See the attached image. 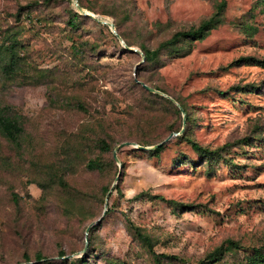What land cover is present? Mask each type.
Instances as JSON below:
<instances>
[{"label": "rangeland", "instance_id": "rangeland-1", "mask_svg": "<svg viewBox=\"0 0 264 264\" xmlns=\"http://www.w3.org/2000/svg\"><path fill=\"white\" fill-rule=\"evenodd\" d=\"M81 1L140 48L197 25L219 0ZM70 8L76 9L72 0H0V35L10 29L26 44L30 67L49 72L44 83L28 74L5 81L0 76V101L23 115L27 131L20 153L0 139V264H31L36 252L52 264L81 255L85 228L102 212L103 185L112 186L111 208L93 231L86 264H155L127 231L125 214L151 236L155 251L173 255L165 264H201L219 245L223 253L210 264H250L247 256L264 252V67L229 63L242 55L264 57V0H226L222 21L186 43L188 50L165 52L157 64L140 62L139 79L183 102L188 122L185 111L135 82L139 52L123 51L110 27L92 17L70 28ZM234 84L258 88L240 92ZM50 91L58 101L49 100ZM184 127L185 136L209 148L244 136L262 139L231 145V161L207 171L181 134ZM172 132L177 134L156 154L129 143L103 171L84 166L97 154L110 160L121 141H159ZM99 137L113 144L111 151L99 152ZM59 171L64 185L49 180ZM141 190L193 206L174 212L159 197H134Z\"/></svg>", "mask_w": 264, "mask_h": 264}, {"label": "trees", "instance_id": "trees-1", "mask_svg": "<svg viewBox=\"0 0 264 264\" xmlns=\"http://www.w3.org/2000/svg\"><path fill=\"white\" fill-rule=\"evenodd\" d=\"M78 2L80 3L81 6L87 7L88 9L97 12V10H95L90 3L85 4L81 0H78ZM225 6H226V0L217 1L214 6L213 12L208 17H205L202 20H200L197 25H191L188 28L177 29L169 37L160 40L153 47H149L143 43H140L139 47L141 48V50L144 52V55H145L143 62H146L149 64H157L160 62L163 53L172 52V51L173 52L182 51L186 48L185 47L186 43H189L196 39L203 38L205 35L209 33V31L212 28L216 27L222 21ZM101 13H105V12L102 11ZM90 18H91L90 16L82 14L74 8H70L68 10L66 23L69 25L70 28L75 29L79 26L80 23H82L83 20L90 19ZM96 23L109 29L106 23H102L99 21H97ZM247 24L245 25L246 28H252L251 25H247ZM115 27H116L117 32L123 37L126 43L129 45H132L133 43L130 42L120 31L117 23H115ZM113 36L115 37L116 35H113ZM72 44L74 45L76 44L75 46L76 50L79 49V47L77 46L79 44V41L78 42L73 41ZM122 49L123 51H129L125 47H122ZM185 50H188V48ZM26 57H27L26 44L22 40H20L13 32H11L10 29H4L0 35V76L2 77V79L4 81L13 80L17 77H25L28 74V76H30L32 82L34 83L46 82V77L49 74L47 69L40 68L35 65L33 67H30L31 65H29V62ZM233 63H254V64H258L264 67V57H255L252 55H242V56L235 58L233 61H231L229 65H232ZM139 66H140V63L135 68L134 80L138 85H140L141 89L149 95L160 98L166 101L167 103L172 104L175 110L178 113H180L181 110L179 106L176 103L175 104L177 106H175L173 104L174 102L170 98L163 96L159 93L149 91L139 82V81H143L147 83L145 80L139 79L137 75ZM151 86L161 89L162 91H166L165 89L159 86H156V85H151ZM247 86H249L250 89H247ZM255 88H258V85H255V84H251V85L234 84L232 85V89L238 90L240 92H244L248 90L252 91ZM216 91L219 94L225 93V91L221 89H216ZM48 98L51 102L58 101L55 97H53V94L51 93V91H50V95ZM178 103L182 106L183 110L185 111V118H186V121L188 122L190 120L189 112L187 111L183 102L179 101ZM185 128L186 127H184L181 134H183L184 137L190 142V145L192 149L197 153L199 160L206 162L207 171H210L213 168V165L219 162L220 160H223L225 162L231 161V158L228 155V150L230 149L231 145H234L236 143H248L251 139H255V140L262 139L261 137H257V136H244L241 139H237L236 141H233V142L227 141L220 146L209 148L208 146L202 145L197 140L192 139L188 136H185V133H186L184 132ZM173 129L175 131L179 130V128L177 127H174ZM26 132H27L26 122L25 120H23V115L17 109L13 108L9 103L0 101V139L10 144L16 152L20 153L25 145ZM136 141L142 145L154 144L158 142V141H149L146 139H136ZM164 143L156 148L144 149V150L147 151L149 154H156L163 148ZM96 146L99 149V152L102 153L105 151H111L113 144L109 140H107L106 137H99L97 139ZM114 161H116L114 156H112L110 160H106L102 158L100 154H97V155L88 157L85 160L84 166L88 170L103 171L107 167L108 164H112V163L114 164ZM63 174H64V171H61L60 173L55 174V176L49 177L50 182L53 181V182L61 183L63 185L66 184ZM39 186L42 187V185H39ZM113 187H115L118 190L119 192L118 194L121 196L122 192H121L120 187L118 185H114ZM109 189L110 188L108 187V185H103L102 194L106 196ZM109 195H108V200H109ZM143 195L148 196V198L159 197L167 201L172 206V210L174 212L177 211L178 206H193L190 203H182L173 198H166L163 195L158 194V193H149L146 190L139 191L138 193L134 195V197H139ZM11 198L13 199V201L14 200L18 201L20 196L19 194L16 193V191L11 190ZM103 207H104V201H103ZM103 207H102V211H103ZM110 208L111 207H109V203H108L106 212L101 218V220L93 224L90 227L87 235L85 234V236H87V246H86L85 251L81 255L70 258L68 261L69 264H86L88 262L89 256L92 253L91 248L93 245V236H92L93 231L101 225L102 221L104 220V217L109 213ZM124 218H125V227L127 231L132 235L133 238L141 242V244L146 248V250L153 256L155 264H165L164 263L165 259L169 257H173V255L155 251L153 248V240L151 236L141 226L136 225L130 219V217L127 216L126 214L124 215ZM227 241L231 245V247H239V243L236 240L227 239ZM84 245H85V239H84V244L82 248L84 247ZM58 253L60 255L65 254L63 250H59ZM222 253H223V245H219L215 247L214 250L208 254V259L203 260L201 264H210L212 260H218L220 256L222 255ZM34 257H35V261L31 264H52V261H53L49 258H45L40 252H36ZM261 261H264V252H259L258 254L249 255L247 256V259H246V262L250 264H257L258 262H261Z\"/></svg>", "mask_w": 264, "mask_h": 264}, {"label": "water", "instance_id": "water-1", "mask_svg": "<svg viewBox=\"0 0 264 264\" xmlns=\"http://www.w3.org/2000/svg\"><path fill=\"white\" fill-rule=\"evenodd\" d=\"M72 1H73V4H74V6H75V8H76V10H77L78 12H80V13H82V14H85V15H88V16H90V17H92V18H94V19H96V20H98V21H100V22H102V23H106V24L110 27L111 31H112V32L116 35V37L121 41V43L123 44V46H124L126 49L131 50V51H136V52H139V53L141 54V59H140L139 62H137V63L135 64V68L137 67V65H138L141 61L144 60V58H145L144 52H143L140 48H138V47H136V46H132V45L127 44V43L124 41V39L122 38V36L117 32L116 27H115V24H114V22H113L112 20H107L106 16H104V15H100V14H96V13H94V12L88 10L87 8H84L83 6L80 5V3L78 2V0H72ZM138 81H139V80H138ZM139 82H140V83H141L146 89H148L149 91L156 92V93H159V94H161V95H163V96H166V97L170 98L172 101H174V102L179 106L180 110H181L182 112H184L182 106H181V105H180V104H179V103H178V102H177V101H176L171 95H169V94H167L166 92H164V91H162V90H160V89H158V88H155V87H153V86H151V85H149V84H147V83H145V82H143V81H139ZM183 123H184V121H183ZM182 129H183V128H181L180 132L182 131ZM174 134H177V133L172 132V133H170L167 137H165L163 140L158 141V142H156V143H154V144H150V145H142V144H139V143H136V142L127 141V140H125V141H121L120 143H118V144L115 146L114 151H113V156H114L115 160L118 162V161H119V158H118V156H117L116 151H117V149H118L119 147H121V146H123V145H125V144H129V143H132V144H135L137 147H140V148H142V149H153V148H156V147L162 145L165 141H167V140H168L172 135H174ZM119 173H120V172H118V174H117V176H116V179L119 177ZM116 179H115V180H116ZM111 187H112V186H111ZM111 187H110V189L108 190V192H107V194H106V196H105L104 207H103L102 214H101L96 220L91 221V222L86 226V229H85V234H86V235H87V233H88L90 227H91L93 224H95L96 222H98L99 220H101V218H102L103 215L105 214L106 209H107V206H108V195H109V193H110V191H111ZM86 246H87V236H85V245H84V247H83L82 250H81L82 252L85 251Z\"/></svg>", "mask_w": 264, "mask_h": 264}, {"label": "bare ground", "instance_id": "bare-ground-1", "mask_svg": "<svg viewBox=\"0 0 264 264\" xmlns=\"http://www.w3.org/2000/svg\"><path fill=\"white\" fill-rule=\"evenodd\" d=\"M107 18V20H111L110 18H108V17H106Z\"/></svg>", "mask_w": 264, "mask_h": 264}]
</instances>
